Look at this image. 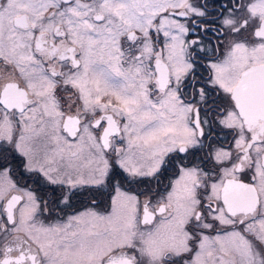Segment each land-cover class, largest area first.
Instances as JSON below:
<instances>
[{
	"label": "snow or ice",
	"instance_id": "6c2138e0",
	"mask_svg": "<svg viewBox=\"0 0 264 264\" xmlns=\"http://www.w3.org/2000/svg\"><path fill=\"white\" fill-rule=\"evenodd\" d=\"M0 264H264V0H0Z\"/></svg>",
	"mask_w": 264,
	"mask_h": 264
}]
</instances>
